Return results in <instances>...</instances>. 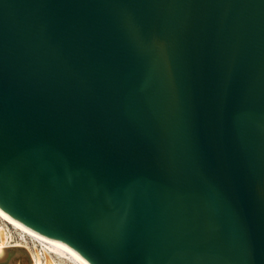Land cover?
<instances>
[{
    "label": "water",
    "instance_id": "water-1",
    "mask_svg": "<svg viewBox=\"0 0 264 264\" xmlns=\"http://www.w3.org/2000/svg\"><path fill=\"white\" fill-rule=\"evenodd\" d=\"M0 210L85 264H264V0H0Z\"/></svg>",
    "mask_w": 264,
    "mask_h": 264
},
{
    "label": "bare ground",
    "instance_id": "bare-ground-1",
    "mask_svg": "<svg viewBox=\"0 0 264 264\" xmlns=\"http://www.w3.org/2000/svg\"><path fill=\"white\" fill-rule=\"evenodd\" d=\"M0 218L12 223L19 230H21L22 233L27 235L34 242L35 249V251H32L26 244L22 242H17L15 244H5V242H3L0 243V251L8 247H23L28 251L32 264H60L55 261V258L64 261L66 260L73 264H85L78 254L57 245L40 233L21 224L19 221L4 213L2 210H0ZM3 231V226L0 223V235H3ZM36 245L40 246V252L36 251Z\"/></svg>",
    "mask_w": 264,
    "mask_h": 264
},
{
    "label": "rangeland",
    "instance_id": "rangeland-1",
    "mask_svg": "<svg viewBox=\"0 0 264 264\" xmlns=\"http://www.w3.org/2000/svg\"><path fill=\"white\" fill-rule=\"evenodd\" d=\"M0 223L2 224L3 226V235H0V243H3L5 242V244H15L17 242H22L20 241V237L23 239V238H27L28 236L25 235L24 233L21 232V230H19L16 226H14L12 223L10 222H7L6 220L0 218ZM5 232V233H4ZM5 235V236H4ZM29 238V237H28ZM27 241H29L27 239ZM30 244V242H28ZM30 249L32 251H35L34 249V244H30ZM38 248V249H37ZM36 251L40 252V246L36 245ZM55 261L57 263H60V264H73L69 261H64V260H61V259H56L55 258Z\"/></svg>",
    "mask_w": 264,
    "mask_h": 264
},
{
    "label": "built area",
    "instance_id": "built-area-1",
    "mask_svg": "<svg viewBox=\"0 0 264 264\" xmlns=\"http://www.w3.org/2000/svg\"><path fill=\"white\" fill-rule=\"evenodd\" d=\"M19 239H20V241H22V243L26 244L28 247L30 246V244H32V243L34 244V242L30 238H28V237L27 238H23V239L20 237ZM27 239L29 241H27ZM28 242H30V244Z\"/></svg>",
    "mask_w": 264,
    "mask_h": 264
}]
</instances>
